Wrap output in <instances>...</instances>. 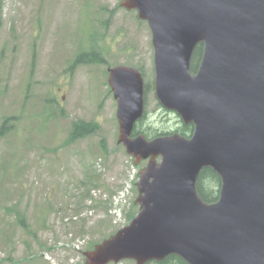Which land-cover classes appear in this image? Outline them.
Returning <instances> with one entry per match:
<instances>
[{"label":"water","instance_id":"water-1","mask_svg":"<svg viewBox=\"0 0 264 264\" xmlns=\"http://www.w3.org/2000/svg\"><path fill=\"white\" fill-rule=\"evenodd\" d=\"M120 7L150 30L157 101L193 131L130 139L143 114V77L131 66L109 69L118 142L135 164L148 162L136 183L137 215L86 252L85 264L171 255L187 264H264V0H121ZM203 168L220 178L213 203L194 187Z\"/></svg>","mask_w":264,"mask_h":264},{"label":"rangeland","instance_id":"rangeland-1","mask_svg":"<svg viewBox=\"0 0 264 264\" xmlns=\"http://www.w3.org/2000/svg\"><path fill=\"white\" fill-rule=\"evenodd\" d=\"M120 1L0 0V121L13 117L11 130L0 135V264H83L85 251L137 214L131 202L145 161L134 167L117 143L109 68L132 66L143 74L145 118L138 130L181 125L154 95L149 28L135 11L117 7ZM88 33L96 35L93 45L106 64L71 70ZM75 120L100 128L66 143ZM11 211L23 216L26 229Z\"/></svg>","mask_w":264,"mask_h":264},{"label":"trees","instance_id":"trees-1","mask_svg":"<svg viewBox=\"0 0 264 264\" xmlns=\"http://www.w3.org/2000/svg\"><path fill=\"white\" fill-rule=\"evenodd\" d=\"M114 12V10L111 12V14ZM1 4H0V27H1ZM88 38V39H86ZM85 41L88 44V47L86 50L79 49L77 54L74 56L72 61L69 64V68L72 70L76 65L82 64V65H101L106 64L105 58L100 52L99 49H97L93 42L96 38L95 34L88 33L86 36ZM202 54V47L199 45L197 46L193 54L191 56V65L190 69L191 72H195L201 58ZM34 58V54L32 56V59ZM145 118V112L142 118L138 121L137 124H140L141 121ZM13 120V117H4L0 121V135L4 134L11 130V127L13 124H9L10 121ZM138 126L134 127L133 135L137 133H142L148 138L159 136L160 133H156L152 130L148 131H140L137 129ZM100 128V125L95 121H83V120H76L70 123L67 137H66V143H75L78 140L87 138L89 136L95 135ZM193 126L191 124L189 125H183V127L177 131L178 134L184 137H189L192 132ZM100 146V152H106L105 148V142L102 139L99 143ZM219 187H220V179L219 177L209 168H203L195 181V190L197 195L207 203H213L217 200L218 193H219ZM16 220L17 224L23 227L24 229L27 228V225L23 219V216L20 215L17 211H11ZM133 214L129 215V219L132 218ZM148 264H186L183 260H181L177 256H168L161 262H152Z\"/></svg>","mask_w":264,"mask_h":264}]
</instances>
